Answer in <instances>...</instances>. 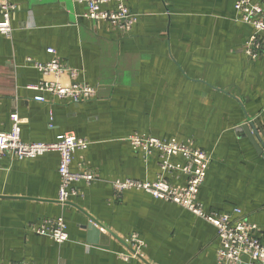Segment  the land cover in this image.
<instances>
[{
  "label": "crops",
  "instance_id": "obj_1",
  "mask_svg": "<svg viewBox=\"0 0 264 264\" xmlns=\"http://www.w3.org/2000/svg\"><path fill=\"white\" fill-rule=\"evenodd\" d=\"M125 2L137 16L125 32L86 17L80 0H16L13 33H0V130H11L17 113L26 142H55L65 133L86 138L90 145L72 168L97 177L76 182L78 194L63 203L58 151L3 156L0 264H220L213 224L145 190L114 188L117 179L153 182L162 174L158 152L147 157L131 145L136 133L211 154L198 200L206 212L239 208L264 244V153L242 128L255 122L264 148V33L252 57L246 49L255 29L239 18L235 0ZM54 57L77 72L62 83L94 86L95 96L75 102L36 89L56 78L35 62ZM165 177L174 186L187 180L180 171ZM90 216L104 226L93 223L94 234ZM59 217L65 242L34 230ZM134 235L144 244L126 260Z\"/></svg>",
  "mask_w": 264,
  "mask_h": 264
},
{
  "label": "built area",
  "instance_id": "obj_2",
  "mask_svg": "<svg viewBox=\"0 0 264 264\" xmlns=\"http://www.w3.org/2000/svg\"><path fill=\"white\" fill-rule=\"evenodd\" d=\"M87 6L86 17L96 21H106L116 26L123 32L129 31L137 19L125 0H80ZM113 7H108V6ZM16 0H0V33L10 37L13 33L11 21L12 13L16 10ZM235 9L239 18L251 24L255 31L246 49L252 56L259 55V49L263 43L264 33V0L253 2L252 0H235ZM54 54V48L48 49ZM29 62L31 60H28ZM33 61V60H32ZM35 65L44 76H54L56 80L44 78L36 86L44 92H49L60 98L72 99L75 102L91 99L96 94V88L83 82L64 84L60 78L64 74H77L60 59L54 57L46 63L35 62ZM37 101L45 102L43 95L35 97ZM12 128L9 131L0 130V159L11 155L17 159H32L47 152L58 151L60 153L59 173L61 186L59 200L63 203L70 201L72 196L78 194L74 184L79 181L88 183L97 180V177L87 170H73L72 164L78 151L86 150L90 141L73 133H65L55 142H26L22 139L21 125L24 119L17 113L11 115ZM129 141L133 148L145 156L158 152L161 157L160 166L162 174L153 182H144L135 179H117L113 182L118 192L130 189H141L150 192L156 198H162L174 202L190 210L195 215L210 222L216 227L217 260L220 264H264V244L257 224L243 216L239 208L232 212L211 211L206 212L198 200V194L205 181L212 155L200 149L179 142L173 138L160 139L145 134H133ZM174 157H182L184 162L174 161ZM180 171L187 175L184 185L174 186L165 177V173ZM67 225L64 218L45 220L34 230L39 234L51 235L56 242L63 243L68 240ZM133 254H122L126 260L137 257L139 249L144 242L137 236L132 237ZM9 264V263H1ZM30 264V263H15Z\"/></svg>",
  "mask_w": 264,
  "mask_h": 264
},
{
  "label": "water",
  "instance_id": "obj_3",
  "mask_svg": "<svg viewBox=\"0 0 264 264\" xmlns=\"http://www.w3.org/2000/svg\"><path fill=\"white\" fill-rule=\"evenodd\" d=\"M256 122L259 124L258 126L261 129L260 123L258 121H256ZM242 128L246 131L247 135L249 136V138L251 139V141L253 142V144L257 148L258 152L263 154L264 153V148L261 146V143H260V140H261L260 132L255 127V122H249L248 124L243 125ZM90 218H91L92 223L89 224L88 227L91 230L90 231L91 234H94V233L97 232V229H96V226L93 223H95V224H97L99 226H101V225L92 216H90ZM101 227H104V226H101Z\"/></svg>",
  "mask_w": 264,
  "mask_h": 264
}]
</instances>
